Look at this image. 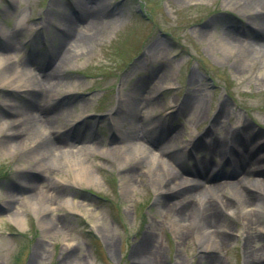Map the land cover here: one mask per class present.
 <instances>
[{
	"label": "rangeland",
	"instance_id": "1",
	"mask_svg": "<svg viewBox=\"0 0 264 264\" xmlns=\"http://www.w3.org/2000/svg\"><path fill=\"white\" fill-rule=\"evenodd\" d=\"M244 3L0 0V58L17 56L27 72L42 74L52 68L63 50L70 49L72 54L61 68L58 81L62 83L55 99L47 103L41 98L42 109L47 103L50 115H61L60 124L66 126L53 136L62 148L43 162L49 170L32 168L33 151L27 152L24 144L10 149L7 136L0 131V264H211L214 260L249 264L245 258L248 242L256 250L264 249V208L262 215L255 211L243 214L240 207L235 215L228 213L230 228L217 229L220 237L228 239L221 248L201 245L197 232L203 234L205 226H178L177 232L169 223L166 209L179 199L196 195L212 201L217 200L216 195L238 199L233 183L242 176L234 174L231 166L220 169L219 157L213 160L215 170H206L203 183L180 191H171L169 186L170 192L158 197L148 175L152 169L149 160L138 161L133 152L120 168L118 155L111 152L125 141L114 124L122 115L117 104L121 93L124 97L131 93L130 98L141 106L135 122L139 132L153 136L163 149L175 146L162 157L178 160L181 167L176 166L177 170L184 177H191L192 169L205 170L189 147L183 153L176 149L186 144L204 146L209 134L206 140H195L224 108L219 130L247 127L260 134L254 143L264 144V60L263 54L248 45L255 34L247 32V25L256 33L260 28L255 29ZM92 16L101 19L102 30L92 41L78 42V36L87 32L84 18ZM225 29L240 32L238 42L227 44ZM26 98L11 85L2 87L0 77V118L22 119L24 113L15 112L10 105L30 108ZM190 98L195 102L186 106ZM83 117L89 119L81 120ZM167 129L173 132L159 134ZM178 132L180 136L174 139ZM37 134L38 128L33 132ZM262 153L264 150L258 155ZM78 157L92 167L100 184L75 183L77 173L69 164ZM157 169L169 179L165 167ZM122 180L135 185L136 192L129 198L121 189ZM225 182L229 185L219 187ZM50 184L54 185L52 193L73 200L79 210L68 209L62 201L55 204L49 217L57 219L58 226L46 229L29 204L39 202L38 195ZM248 188L252 200L264 207V187ZM12 195L16 201H11ZM16 208L23 209V226L10 220ZM86 211L99 219L97 226ZM251 217L259 220V226H245ZM154 221L158 225L145 243ZM207 234L206 242L216 243L211 230Z\"/></svg>",
	"mask_w": 264,
	"mask_h": 264
},
{
	"label": "bare ground",
	"instance_id": "2",
	"mask_svg": "<svg viewBox=\"0 0 264 264\" xmlns=\"http://www.w3.org/2000/svg\"><path fill=\"white\" fill-rule=\"evenodd\" d=\"M245 3L243 6L249 8L251 12L252 23L260 30L256 29L258 33L254 31L250 25H247V32L255 34L254 39L249 46L253 47V50L258 54H263L264 60V0H259V3H256L254 0H244ZM86 23L87 32L90 33L82 36H78V42H88L95 39L100 31L102 30L103 22L101 19L92 16L89 18H84ZM71 27V25L69 26ZM252 30L253 32H251ZM260 33V34H259ZM77 37V38H78ZM224 37L227 40V44L230 42H238L240 37V32H235L230 29H225ZM229 42V43H228ZM229 46V45H228ZM247 46V45H246ZM71 50H63L58 54L55 64L50 70H44L41 73H31L27 72V69L22 63L21 58L17 56H7L0 58V77L2 79V87L6 85H11L13 89L19 90L26 95V103L30 108H25L18 104L10 105V109L16 108L15 112L24 113L22 119H9L4 117L0 118V131H3L4 135L7 136L9 142L8 145L11 146L10 149H16L17 146L24 144L26 146V151L32 153V161H35L31 165L32 168H36L42 172L49 170V167L43 164V162L49 160L51 152H56L61 150V145L59 142L54 140V135H59L64 128L60 122L63 120L61 115L55 114L50 115L51 111L49 108H45L49 100H54L56 97V88L61 85V81H58L61 68L65 66L67 62L71 59ZM43 94L46 97H43ZM130 94H126L124 97L121 93L118 99V106L120 107V117L114 119V124L117 131L120 133L123 132L125 141L120 147L112 148L111 152H114L118 155L120 160V168L124 167L125 163L131 159V155L134 152L136 154L137 160L141 161L149 160L151 171H149L150 179L154 186V191L158 197L163 193L170 192L169 186L173 187L171 191H180L185 187L190 186L191 184H200L203 183L208 172L206 170L214 171L215 164L213 163L214 158L219 157L221 163L219 166L223 170L226 166H231L233 168L234 174L239 173L242 177L239 182L233 183L238 189V199L229 197H221L216 195L217 200L212 201L204 198V195H196L192 198L185 197L179 199L178 201L168 205L166 215H170L169 223L171 226H175L177 230L178 226H205L207 232H212V235L216 236V243L208 244L205 240V236L208 235L205 231L203 234L198 233L199 241L202 246L207 248L213 247H223L228 243V239L220 237L217 229H229L231 223L228 213H233V215L238 212L240 207V212L243 214H250L252 211L257 212L262 215L263 212V203L259 200H252L254 197L253 193L248 190L250 188L257 189V187H264V153L259 154L264 150V144L259 145L254 143V140L258 139L260 134H257L253 130L245 127L242 129L229 132L217 128V123L219 119L224 115V111L220 110V115L216 116L213 119V122L210 125V128L207 129L201 137L195 140L197 143L201 140H206L207 135L209 134V140L201 147L198 144H186L183 147L176 149L178 152L183 153L184 148L187 146L190 149V153L194 154L196 161L202 165L205 172L199 173L197 168L192 169L191 177H184L177 170V167H181L178 160H170L168 158H163V153L167 154L169 151L175 150V146L169 145L168 148L160 147L157 144V141L153 139V136L147 137L143 135L142 132H139L138 128L135 127L136 115L140 111V105L136 99H131ZM39 98V101H37ZM44 98L47 103L44 104L42 109V99ZM41 99V100H40ZM39 102V103H38ZM195 102V99H188L186 101V106ZM13 112V113H15ZM222 115V116H221ZM221 116V117H220ZM40 129V134L33 135L34 130ZM158 128L155 127V130ZM172 129L160 130L161 133L173 132ZM176 130V129H175ZM216 132V136H212L211 132ZM30 134L32 135L31 137ZM211 134V135H210ZM179 132L175 134L174 139L178 138ZM28 137V138H27ZM195 142V143H196ZM256 142V141H255ZM178 146H180L178 144ZM160 147V148H159ZM177 147V146H176ZM204 150V151H203ZM161 151V152H160ZM134 154V155H135ZM200 154V155H199ZM189 155V154H188ZM199 155V156H198ZM54 158L56 155H52ZM175 164V165H174ZM71 167L76 171L74 181L77 185L80 183L86 185L100 184V177L94 173L92 167L85 162L84 158L78 157L77 159L71 160ZM124 165V166H122ZM163 166L169 173V179H164L161 176L158 167ZM154 171V172H153ZM246 184V185H245ZM229 185L228 183H223L220 186ZM247 186L245 189L240 188V186ZM54 185H49L44 188L41 194L39 202H30V207L38 217V222L41 226L48 229L47 226H58L59 221L57 219L49 217L56 209L55 204L63 202V204L68 209L79 210L78 206L73 202V200H62V196L52 193L50 190L53 189ZM123 193L129 198L135 192V185L131 182H126L122 180L121 183ZM162 187V188H161ZM216 187V186H214ZM218 187V186H217ZM216 187V188H217ZM213 187H209V190H212ZM50 191V192H49ZM11 201H16L15 195L11 196ZM195 199V201H194ZM196 199L198 201H196ZM201 201V202H200ZM196 202V203H195ZM23 209L16 208L11 212L10 220L13 221L17 226H23L25 219L23 214ZM89 215L91 221H93L94 226H97L99 219L95 217L90 212L86 211ZM220 215V216H219ZM226 217H221V216ZM164 218V216H162ZM225 218V219H224ZM162 219V218H161ZM259 220L257 218H249L245 221V226H259ZM158 225V222H152L150 225V234L147 235L145 243L149 241L153 233L154 227ZM215 229V230H214ZM213 230V231H212ZM178 232V230H177ZM210 234V233H209ZM215 244V246H214ZM70 245H66V248L69 249ZM245 258L246 262L249 264H262L264 262V249L256 250L253 245L248 242L247 247L245 248ZM143 256L148 257L143 252H140ZM137 256V255H134ZM65 264V261L63 262ZM211 264H221L218 263V260H214Z\"/></svg>",
	"mask_w": 264,
	"mask_h": 264
}]
</instances>
